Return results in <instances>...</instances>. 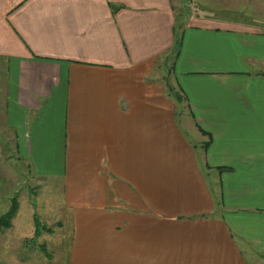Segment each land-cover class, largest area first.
<instances>
[{
	"label": "crops",
	"instance_id": "obj_1",
	"mask_svg": "<svg viewBox=\"0 0 264 264\" xmlns=\"http://www.w3.org/2000/svg\"><path fill=\"white\" fill-rule=\"evenodd\" d=\"M194 1L0 0V264H264V0Z\"/></svg>",
	"mask_w": 264,
	"mask_h": 264
},
{
	"label": "rangeland",
	"instance_id": "obj_2",
	"mask_svg": "<svg viewBox=\"0 0 264 264\" xmlns=\"http://www.w3.org/2000/svg\"><path fill=\"white\" fill-rule=\"evenodd\" d=\"M191 1L192 0H172L173 3L176 2L178 3V5L183 10V12L182 11L181 12L184 15L188 10L191 9L190 11H196V9L198 8L197 9L198 12L204 15H209L211 13L222 16L240 17L238 13L231 14L228 13L227 11L221 12L219 11V9L215 10V7L211 3L210 4L205 3L204 1H202L203 4L201 5V8H199L196 5L195 7H189L190 4L191 5L193 4V2ZM194 2L197 3V0H195ZM213 10H215L216 12ZM167 62H171V57H167L165 63L167 64ZM2 90L3 89L0 88V92H2ZM1 97L2 96L0 94V98ZM178 101H179L178 102L179 108H181L180 107L181 98ZM6 145H8V143L5 140L4 145L0 146V201L1 202L3 201L2 205L0 203L1 205L0 209H7L9 207H13V205L16 206V209H18V203H19V207L22 208L21 210H26L29 209V207L35 205L34 204L35 198L31 196L33 190L30 189L31 181L29 179V173L26 170V166L23 163V161L21 159L20 160L18 159L19 156L17 157V154L11 151L10 146H6ZM43 190L48 191V194L49 192H51L53 205L57 203L56 197L58 196V193L53 190V187L50 183H45V185L43 186ZM21 219L24 220L25 218L22 217ZM38 220L39 218L38 219L35 218V225L38 226V231H39L40 230L39 226H41V224L38 222ZM8 234L9 233L6 234L7 237ZM36 238L37 237L35 236V239L33 238L31 240L36 248L34 249L35 251L28 252L25 249L17 250L15 252L16 253L15 258L19 259V261L22 260L21 262H26L27 264H35L36 262L34 261L38 260L35 258V255L43 254L45 252V248L40 247V245H38L40 243ZM1 252H3V250H1ZM1 256H2V259H0L1 263H9L10 261L9 255L1 254Z\"/></svg>",
	"mask_w": 264,
	"mask_h": 264
},
{
	"label": "trees",
	"instance_id": "obj_3",
	"mask_svg": "<svg viewBox=\"0 0 264 264\" xmlns=\"http://www.w3.org/2000/svg\"><path fill=\"white\" fill-rule=\"evenodd\" d=\"M179 99L180 97L176 95L175 100L178 101ZM15 212H16V206L13 205V207H11L9 212H7L5 215L0 217V229L2 228L7 229L10 227L11 219L15 214ZM37 232H38V226H36V233Z\"/></svg>",
	"mask_w": 264,
	"mask_h": 264
}]
</instances>
